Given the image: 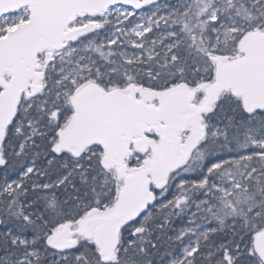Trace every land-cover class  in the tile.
Instances as JSON below:
<instances>
[{
  "label": "snow or ice",
  "instance_id": "1",
  "mask_svg": "<svg viewBox=\"0 0 264 264\" xmlns=\"http://www.w3.org/2000/svg\"><path fill=\"white\" fill-rule=\"evenodd\" d=\"M0 264H264V0H0Z\"/></svg>",
  "mask_w": 264,
  "mask_h": 264
}]
</instances>
